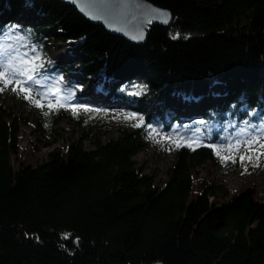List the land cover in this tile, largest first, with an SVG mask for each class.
<instances>
[{"label":"trees","instance_id":"16d2710c","mask_svg":"<svg viewBox=\"0 0 264 264\" xmlns=\"http://www.w3.org/2000/svg\"><path fill=\"white\" fill-rule=\"evenodd\" d=\"M147 1L172 18L133 44L59 0H0V38L22 23L21 33L41 52L49 35L75 43L73 63L53 68L40 53L39 72L103 73L89 90L102 95L99 110L120 102L143 118L107 141L91 134H105L103 124H87L92 149L79 139L35 167L14 170L21 119L0 108V264H264V199L252 187L196 192L193 177L195 167L219 158L214 148L264 136V0ZM215 84L226 88L218 106L211 103ZM188 99L205 106L194 104L195 121L179 109ZM44 111L47 126L61 118ZM153 122L164 131L194 129L199 141L176 147L161 188L132 160ZM243 127L249 132L238 131ZM232 155L237 168L242 154Z\"/></svg>","mask_w":264,"mask_h":264},{"label":"rangeland","instance_id":"374dc122","mask_svg":"<svg viewBox=\"0 0 264 264\" xmlns=\"http://www.w3.org/2000/svg\"><path fill=\"white\" fill-rule=\"evenodd\" d=\"M22 25V23L18 24L0 38V71H4L2 65L8 63L10 58H18L16 60L17 67L34 69L31 72L26 70L24 75L17 74L10 77L13 81L19 80L21 82L19 86L13 82L5 87L3 80L0 79V89H3L0 91V108L5 109L11 117L21 119L17 134L18 153L17 156L13 154L10 156V164L14 170H18L20 165L35 167L48 159L49 152H62L72 141L79 139H83L82 144L86 149H92L90 141L84 139V136L88 134L87 124L96 126L103 124L106 128L105 134H100L101 131L91 134H99L101 141H107L119 136L124 131L131 130L142 122V116L138 115L130 104L114 102L105 111L99 110L103 99L102 95L90 96L89 90H95L97 84L102 83L103 73L83 78L76 71L69 73L62 70L58 74L53 69L39 72V68L45 61V56L48 57L47 61L53 68L60 67L64 63H73L76 57L72 55L71 51L76 45L70 41H53L52 35H49V39L52 41L41 52L39 44L29 43V38L21 33ZM43 32L47 33V30ZM50 34L52 33L50 32ZM40 53L45 56H40ZM21 61L24 62L23 65H21ZM27 75H32L33 80H28ZM21 87L30 90V99H25V93L20 91ZM13 88H16V91H13ZM213 91L216 97L211 100V103L218 106L222 102L226 88L215 84ZM110 98L109 96L108 99L110 100ZM32 101L39 102L41 107H37ZM179 101L176 99L174 106ZM183 103L187 107H183L182 104L179 109L186 120L193 118L192 121H195V117L199 115L200 112L197 113L194 110L196 106L194 104L198 103L196 108L205 107L199 101L189 99ZM205 104L207 105L208 102ZM46 108L51 112H60L59 117L61 118L55 125L47 126V115L44 111ZM99 112L103 113L99 114ZM172 114L168 112L165 115L166 121ZM7 121L10 122V119ZM185 128L173 125L172 129L164 131L158 122H153L148 126L147 145L132 158L140 172L153 177L154 185L157 188L165 185L170 178L169 169L176 163V147L190 139L195 143L199 142L196 130ZM188 131L189 135L186 134ZM238 131L249 132V129L243 127ZM252 134L254 137L251 141L255 142L251 144V150L246 148L240 140H233L229 144L239 143V148L234 151L242 155H250L251 161L245 160L239 167L233 168L232 159L221 162L218 158L195 167L193 171L194 190L200 192L205 186L222 184L232 193H240L252 187L255 190L256 198L263 200L264 154L261 152L264 150H260L259 145L264 144V136ZM220 155L226 157L229 154L221 151Z\"/></svg>","mask_w":264,"mask_h":264},{"label":"water","instance_id":"95a60500","mask_svg":"<svg viewBox=\"0 0 264 264\" xmlns=\"http://www.w3.org/2000/svg\"><path fill=\"white\" fill-rule=\"evenodd\" d=\"M92 24L133 44H142L153 24L168 25L171 14L147 0H59Z\"/></svg>","mask_w":264,"mask_h":264},{"label":"snow or ice","instance_id":"6c2138e0","mask_svg":"<svg viewBox=\"0 0 264 264\" xmlns=\"http://www.w3.org/2000/svg\"><path fill=\"white\" fill-rule=\"evenodd\" d=\"M18 58H10L9 62L6 64H3L2 67L4 68V71H0V79L3 80L5 87H7L10 83H15L16 85H20V81L19 80H15L13 81L12 79H10V77H14L17 74L19 75H24L25 71H34V69H26V67H17L16 64V60ZM21 65L24 64L23 61L20 62ZM27 79L28 80H33V76L32 75H27ZM3 89H0V91H2ZM13 91H16V88H13ZM21 92L25 93V99H30V90L28 88H20ZM37 107H41V105L39 104V102L37 101H32ZM139 126V125H136ZM255 141H248L245 143V147L248 148L249 150H251V144L254 143ZM239 143L234 144V145H229L227 149H219V148H214V151H216L217 155L219 156L221 162H224L226 159H232L233 162H235V157L232 155V153L234 152V150H237L239 148ZM259 149L260 150H264V144H260L259 145ZM221 151H227L229 153L228 156H220V152ZM261 154H264V151L261 152ZM239 159L241 161V163L243 164V162L245 160H249L251 161L252 157L250 155H240ZM257 159H259V156H257ZM255 166V165H254Z\"/></svg>","mask_w":264,"mask_h":264}]
</instances>
